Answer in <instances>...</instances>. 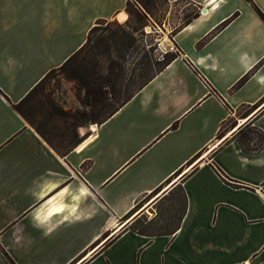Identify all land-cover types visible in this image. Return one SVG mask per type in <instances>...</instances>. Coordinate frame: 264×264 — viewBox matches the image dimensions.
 Segmentation results:
<instances>
[{"label": "crops", "instance_id": "obj_1", "mask_svg": "<svg viewBox=\"0 0 264 264\" xmlns=\"http://www.w3.org/2000/svg\"><path fill=\"white\" fill-rule=\"evenodd\" d=\"M126 1L0 0V264H264V0H168L178 55L64 155L12 107ZM175 189L173 233L127 227Z\"/></svg>", "mask_w": 264, "mask_h": 264}, {"label": "trees", "instance_id": "obj_2", "mask_svg": "<svg viewBox=\"0 0 264 264\" xmlns=\"http://www.w3.org/2000/svg\"><path fill=\"white\" fill-rule=\"evenodd\" d=\"M158 2L171 4L168 0H127L124 9L128 16L124 22L96 19L83 43L59 66L48 71L17 103L12 104L55 152L64 155L77 146L84 139L79 128L104 122L178 55L176 50L156 56L153 52L157 48L155 42L140 43L149 34L145 32V27H151V11ZM190 6L191 10L184 11L181 20L171 28L170 36L198 14L197 7ZM54 69H59L74 82L80 107L62 110L56 108L49 97L37 94ZM256 134L255 139L252 136L238 139L244 151L254 153L264 147V134ZM249 142L251 146L247 144ZM180 195L182 206L172 232L142 229L136 226L138 217L127 227L145 235L173 233L186 208V198L184 194Z\"/></svg>", "mask_w": 264, "mask_h": 264}, {"label": "rangeland", "instance_id": "obj_3", "mask_svg": "<svg viewBox=\"0 0 264 264\" xmlns=\"http://www.w3.org/2000/svg\"><path fill=\"white\" fill-rule=\"evenodd\" d=\"M191 7L190 5H185L184 2H180L177 5L176 3L169 5L158 2L151 11V27H145V32H149V34L145 38L146 40L142 38L140 43H146V41L155 42L157 48L153 52L156 56L163 52H175L176 47L170 42L171 28L181 20L183 12L190 11ZM37 94L49 97L56 108L62 110H73L80 107L77 97L78 92L74 82L67 79L59 69H54L48 74L39 87ZM54 112H57V110ZM91 125L93 124L79 128V133L84 135V139L92 133ZM247 144L251 146L250 142ZM181 206V195L175 189L161 199L154 210L149 208L146 213L141 214L138 217L136 226L151 232L169 230L177 222Z\"/></svg>", "mask_w": 264, "mask_h": 264}, {"label": "bare ground", "instance_id": "obj_4", "mask_svg": "<svg viewBox=\"0 0 264 264\" xmlns=\"http://www.w3.org/2000/svg\"><path fill=\"white\" fill-rule=\"evenodd\" d=\"M91 129H94L95 128V124H93V125H91ZM89 137V136H88ZM85 138L80 144H79V146H84L86 143H88L90 140H91V138ZM120 226H117L116 228H119Z\"/></svg>", "mask_w": 264, "mask_h": 264}, {"label": "water", "instance_id": "obj_5", "mask_svg": "<svg viewBox=\"0 0 264 264\" xmlns=\"http://www.w3.org/2000/svg\"><path fill=\"white\" fill-rule=\"evenodd\" d=\"M201 11H205V9L202 8Z\"/></svg>", "mask_w": 264, "mask_h": 264}, {"label": "built area", "instance_id": "obj_6", "mask_svg": "<svg viewBox=\"0 0 264 264\" xmlns=\"http://www.w3.org/2000/svg\"><path fill=\"white\" fill-rule=\"evenodd\" d=\"M163 53H165V52H163ZM159 56H161V54Z\"/></svg>", "mask_w": 264, "mask_h": 264}]
</instances>
